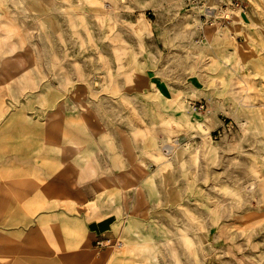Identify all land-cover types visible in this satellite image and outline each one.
Wrapping results in <instances>:
<instances>
[{"label": "rangeland", "instance_id": "1", "mask_svg": "<svg viewBox=\"0 0 264 264\" xmlns=\"http://www.w3.org/2000/svg\"><path fill=\"white\" fill-rule=\"evenodd\" d=\"M84 243L264 264V0H0V264Z\"/></svg>", "mask_w": 264, "mask_h": 264}, {"label": "crops", "instance_id": "2", "mask_svg": "<svg viewBox=\"0 0 264 264\" xmlns=\"http://www.w3.org/2000/svg\"><path fill=\"white\" fill-rule=\"evenodd\" d=\"M168 152H172L173 146H167ZM92 252L90 251L89 245L84 243L82 247L75 254L62 255L63 264H89L92 260Z\"/></svg>", "mask_w": 264, "mask_h": 264}, {"label": "bare ground", "instance_id": "3", "mask_svg": "<svg viewBox=\"0 0 264 264\" xmlns=\"http://www.w3.org/2000/svg\"><path fill=\"white\" fill-rule=\"evenodd\" d=\"M123 256H124V255H123ZM123 261H124V260H123ZM123 263H124V262H123ZM123 263H122V264H123Z\"/></svg>", "mask_w": 264, "mask_h": 264}]
</instances>
